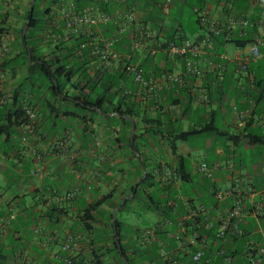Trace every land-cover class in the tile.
Returning <instances> with one entry per match:
<instances>
[{"label":"crops","instance_id":"0c3cea01","mask_svg":"<svg viewBox=\"0 0 264 264\" xmlns=\"http://www.w3.org/2000/svg\"><path fill=\"white\" fill-rule=\"evenodd\" d=\"M30 1L0 0V36L6 37L9 47L6 59L18 53L13 47L18 42V30L24 27ZM69 2L78 7L107 5L108 14L133 13L136 23L155 33L159 42L180 43L188 39L182 29L187 8L195 21L197 9L207 10L212 19L226 25L230 17L246 20L250 27L236 24L226 28L230 30L228 40L251 39L263 31L262 27H251V24L264 20V0H171L168 15L161 11L162 0L121 3L108 0L107 4L102 0H52L49 8L39 5L38 14L49 9L44 19L51 22L55 8ZM206 35L200 34L193 41ZM120 44V51L126 53L125 44ZM49 46L42 44L41 49L50 58ZM235 52L229 51L228 44L219 47L216 41L211 43L204 51V60L200 61L202 76L186 78V87L178 91L161 93L157 111L152 109L153 101L147 106L132 101L134 117L127 119L130 126L110 111L78 113L57 102L54 110H50L44 103H51L52 99L45 95L42 99L26 95L27 84L20 95L24 100L16 106L24 108L28 102L34 104L31 106L36 114L34 135L28 134L24 126L16 125L8 135H0V216H15L11 225L0 231V249L5 253L1 264H14L18 254H24L33 264H65L58 259L60 256L89 264L94 250L101 264H125V260L120 261L110 252L115 211L122 244L132 264H196L191 259L193 250L184 244L187 238L177 239L180 235L177 223L189 209L203 206L206 218L217 227L237 201L243 209L239 233L225 240L210 235L205 259L200 264H264V255L259 252L264 248V47L261 56L249 63L247 73H237V64L232 60ZM223 55L228 60L220 59ZM83 60L91 74L98 71L93 60ZM207 61L218 63L219 67L212 70ZM133 62L143 65L147 72L142 71L147 76H157L163 71L183 72L180 61L169 60L162 54L156 58L136 54ZM26 74V65L17 68L14 77L10 69L0 73V125L3 105L11 106L13 93ZM249 78L254 88L250 87ZM126 80L122 85L134 90L131 79ZM258 82L262 86L258 87ZM203 89L209 92V100L204 105L197 104L196 94ZM133 127V135L141 143V158L137 153L132 157L126 146ZM156 127L159 134L153 136ZM66 132L70 134L71 147L83 150L81 157L75 159L69 153L58 154L54 150L53 140ZM182 135L186 137L176 139ZM178 157L190 181L182 183L178 178L159 194L172 207L171 217L152 211L153 206L145 203L144 213L152 216L150 226L135 223L125 233L123 222L117 219L121 201L132 194L145 172L154 182H161L165 170L175 172ZM141 161L144 169L139 168ZM203 162L216 167L212 181L197 172ZM36 169H42V175L37 178L30 175ZM195 177L198 182L194 183ZM185 185L187 189L183 190ZM249 188L252 190L248 191ZM73 190H76L74 199H58ZM139 190L152 193V189ZM217 191L223 193L222 199L215 197ZM97 202L100 204L92 212L93 220H83L88 207ZM53 206L64 210L48 219L44 213ZM127 208L137 216L135 201ZM68 235L76 241V248L62 252ZM239 248L243 249L242 254Z\"/></svg>","mask_w":264,"mask_h":264},{"label":"built area","instance_id":"2783aa9c","mask_svg":"<svg viewBox=\"0 0 264 264\" xmlns=\"http://www.w3.org/2000/svg\"><path fill=\"white\" fill-rule=\"evenodd\" d=\"M118 3L124 0H116ZM105 4L108 0H102ZM171 0H162L161 11L168 15ZM197 19L201 27L206 29V36L196 41L182 39L180 43L175 42H159L156 40L155 33L147 28L139 25L135 21L133 13L121 15L119 13L108 14L107 12L95 6L78 7L75 3L69 2L59 5L55 8L52 15L51 24L43 33V44L56 46L61 43L74 44L73 54L79 56L82 60L88 58L93 60L99 73L113 72L120 67L121 73L129 77L134 85V90L126 89L123 93L131 101L141 105H148L154 102L153 110L160 109V94L170 91H178L187 85L186 78H199L202 76L200 61L206 48L216 38L229 32L232 25H240L243 28L250 27L248 22L237 21L234 17L228 19L227 25L220 21L212 19L207 10H196ZM262 27V33L254 34L247 48H237L232 60L237 64V73H247L248 65L256 61L261 56V48L264 47V20H259L251 24V27ZM99 29V32L95 31ZM245 33H242L244 35ZM126 37V41L124 37ZM228 40L227 37H225ZM127 42V52H119L114 48L121 42ZM9 52L7 40L5 36H0V64L3 63ZM136 54L145 55L148 58H156L162 54L165 58L173 61H180L183 65L182 74L163 71L157 76H147L139 68L138 64L133 62ZM222 60H228L226 56H220ZM210 69L215 70L219 67L218 63L207 61ZM250 87L254 88L253 80L249 78ZM196 103L204 105L209 100V92L205 89L196 94ZM29 118V123L24 126L25 131L31 136L34 135L36 114L30 108H25ZM239 117L243 118L240 114ZM27 142V138H24ZM54 150L58 154L69 153L73 158L77 159L83 155L80 147H71L70 134L57 137L53 140ZM215 166L210 167L203 162L198 165L197 172L206 179L212 181L214 179ZM32 177H40L42 169L30 171ZM178 180V176L174 171L165 170L161 183L168 186L172 182ZM252 189L249 188L248 191ZM76 190L69 191L58 198L59 200L69 201L74 199ZM217 199L223 198V193L217 191L215 194ZM243 209L240 202H236L235 206L228 211L226 217L217 225V227L206 218V210L203 206L191 208L187 214L177 223L179 234L177 239L181 237L187 238L184 242L189 249H192L191 259L194 263L200 264L205 259V252L208 249L210 235L218 239H229L234 234L239 233L238 222L242 217ZM203 217V218H202ZM14 215L8 217L0 216V231L8 228L13 220ZM189 225V227L187 226ZM190 234L188 235L187 233ZM204 233L201 236V233ZM182 242V241H180ZM76 248V241L68 235L63 241L62 252H68ZM264 255V248L259 250ZM65 264H84L75 263L68 257H58ZM14 264H33L24 254H18L15 257Z\"/></svg>","mask_w":264,"mask_h":264},{"label":"trees","instance_id":"16d2710c","mask_svg":"<svg viewBox=\"0 0 264 264\" xmlns=\"http://www.w3.org/2000/svg\"><path fill=\"white\" fill-rule=\"evenodd\" d=\"M36 2L34 4L33 15L29 27L26 32L25 41L22 40V27L17 32V45L13 48L18 51L17 55H15L12 59H6L3 63L0 64V73L4 72L6 69H10L12 76L14 77L15 71L17 68L26 65L27 66V74L21 80V84L16 87L15 92L12 96V104L11 106H4L3 113V124L0 125V135H8L11 128L13 126H25L30 121L28 115L26 114L25 108L33 106L34 104L28 102L26 106L17 108V104L22 103L24 100L23 96L20 95L24 92V87L29 84V92L26 95L30 97H37L38 99L45 98L43 95L48 96L52 99L53 102H46L47 108L50 110H54L55 102L61 103L64 107L70 106L77 111H87L94 110L97 114L98 112L111 113L116 114L119 117V120L127 126L131 125V122L127 120L128 118L134 117V104L128 97L123 95L124 91L127 89L126 86L122 84L126 83L127 76L121 73L120 67L116 69L115 72L109 73H99L94 72L91 74L89 69H87V62L82 60L79 56H75L73 54V47L75 43L70 46L68 43H61L56 46H49V51L51 52L50 57L45 56L41 47L43 44V33L50 26V22L47 18L44 19L46 15L49 14V9H46L42 14L37 15L36 19L35 11H36ZM100 9L108 12L107 5H100ZM28 10L27 8L24 23V26L28 19ZM197 27H201L199 20L195 21ZM226 32L224 35L216 38V42L219 47H222L225 44H234L236 48H244L246 47L251 39H229L226 40L227 37ZM127 35L124 37L126 41ZM125 44V48L127 49V42H121ZM115 46V50L120 51V47ZM124 48V49H125ZM29 50V53H28ZM141 70L146 74V70L143 65H138ZM258 87L262 86V82H258ZM69 87V90H72V94L69 95L66 91V88ZM116 89L112 92L113 89ZM70 99V101L68 100ZM118 99V100H116ZM29 101V98H28ZM16 106V108H14ZM104 106H107L104 109ZM32 107V108H33ZM60 111L62 109L60 108ZM53 112V111H51ZM75 114V113H74ZM73 114V116H74ZM64 116H68L66 112L63 113ZM153 129V128H152ZM153 136L159 134L158 127L152 131ZM186 135H182L181 137H176V139H183ZM137 136L134 134L132 140L127 138L126 146L129 148V153L132 157H135V153L139 155L140 153V142L137 141ZM174 152V151H173ZM145 168L143 161L139 166ZM159 168V167H158ZM175 173L177 174L179 180L182 183H187L190 181L189 175L186 172V169L182 163V160L178 157ZM146 177L142 182L137 186V190L134 196L130 200H126L124 204L121 206L119 211H123V209L129 206V203L136 201V207L139 205H144L145 203L151 204L153 206V210L155 212L161 211L163 215L171 217V206L166 204L165 199H161V191L165 189L166 186L162 185L161 182L152 181V176L145 172ZM142 175V173H141ZM139 189H152V193H143L140 192ZM107 198V197H105ZM100 202L95 203L88 207L85 211L83 220H93L92 212L99 206ZM64 209L58 208V206L49 207L47 211L44 213L48 219L52 218L55 212L61 214ZM110 219L112 221V216L110 215ZM119 223L115 221V238L113 236V225L111 224L112 230V247L110 252L114 253V255L120 261L126 260L128 264H132L131 261L127 257V249L122 244V236L120 234ZM189 227V225L187 224ZM88 228L91 229V225H88ZM204 234L201 233V236ZM236 234L232 235L234 237ZM215 237V236H213ZM229 237V238H231ZM5 253L3 249H0V264L2 258H4ZM86 264V263H85ZM89 264H101L98 262V256L96 255V250L92 251L90 254Z\"/></svg>","mask_w":264,"mask_h":264},{"label":"rangeland","instance_id":"374dc122","mask_svg":"<svg viewBox=\"0 0 264 264\" xmlns=\"http://www.w3.org/2000/svg\"><path fill=\"white\" fill-rule=\"evenodd\" d=\"M52 4V0H47L45 3L42 2V0H37L36 3V19L38 18V9L39 5L43 6V8H49L50 5ZM187 15L185 17V21L183 22V33L187 36V38L191 41H193L198 35L206 33V29H199L196 26L195 23V17L193 16L192 12L187 8ZM228 49L232 53L234 50L236 51V47L234 44H228ZM229 53V55H231ZM66 91L68 92L69 95L72 94V90H69V87L66 88ZM82 111H78V113H81ZM198 182L197 177L194 178V183ZM187 185L184 186L183 190H186ZM136 202V201H135ZM136 214L137 216H134L133 214H130L128 208L123 209V211L117 213V219L122 221L124 224V230L125 233L130 232L132 225L135 223L139 224L140 226H150V221H151V214H145L143 208H141V205L138 204L136 207ZM153 221V220H152ZM155 247L153 246V253H156ZM241 254L243 253V249L239 248ZM164 252L167 253L166 249H163Z\"/></svg>","mask_w":264,"mask_h":264},{"label":"water","instance_id":"95a60500","mask_svg":"<svg viewBox=\"0 0 264 264\" xmlns=\"http://www.w3.org/2000/svg\"><path fill=\"white\" fill-rule=\"evenodd\" d=\"M35 1H36V0H31V1H30V4H29L28 19H27V22H26V24L24 25V27H23V29H22V40H23V41H25L26 32H27V29H28L29 24H30V22H31V19H32V15H33V9H34ZM28 53H29V50H28ZM128 119L130 120V118H128ZM133 132H134V127H133V129H132V131H131L130 140H132V138H133ZM145 177H146V174L144 173V175H143L142 179L139 181V183L142 182L143 179H144ZM139 183H137V185L134 186L132 194H131L129 197L124 198V199L121 201V203H120L118 209L121 208V206L124 204V202H125L126 200L131 199V198L134 196V193L136 192V189H137V186H138ZM115 218H116V211L113 213V236H114V238H115V231H116V230H115V220H116ZM125 264H128L126 260H125Z\"/></svg>","mask_w":264,"mask_h":264}]
</instances>
